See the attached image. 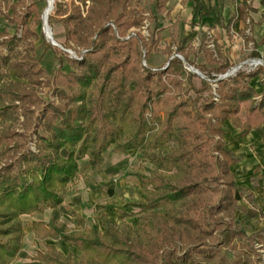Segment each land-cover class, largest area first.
Here are the masks:
<instances>
[{
  "label": "trees",
  "instance_id": "16d2710c",
  "mask_svg": "<svg viewBox=\"0 0 264 264\" xmlns=\"http://www.w3.org/2000/svg\"><path fill=\"white\" fill-rule=\"evenodd\" d=\"M41 1L0 0V17L21 29L19 35L0 32V128H4L0 134L4 145L0 150V264H12L23 253L21 217L45 209L62 210L64 191L78 177L96 194L94 225L88 227L72 209L64 210L71 228L61 223L50 228L33 221L35 238L51 239L54 244H47L24 264H186L177 242L186 247L212 246L207 264H255L252 244L264 246V240L260 234L248 235L249 228L233 220V215L240 209L245 221L255 217L264 221V213L238 204L242 199L254 204V194L237 186L230 167L239 158L221 137L227 118L241 109L247 118L245 132L254 129L262 134L264 76L260 94L249 81L259 77L263 67L218 79L216 88L205 80L195 87L196 75L191 72L182 79L174 69L183 67L177 58L163 69L142 68L135 43L116 37L110 25L94 27L83 16L87 0H77L61 18L63 47L81 49L75 59L35 31ZM189 1L193 24L209 17L221 22L222 7L206 0ZM251 1L237 3L228 26L255 11ZM259 2L264 6V0ZM54 6L56 15H64L61 3ZM38 38L43 53L51 51L57 57L58 68L47 78L35 56L33 41ZM59 54L69 72L62 70L64 60ZM226 70L227 65L215 68L217 73ZM43 87L52 100L39 96ZM15 121H20L21 131L12 129ZM33 137L37 152L27 148ZM110 147L139 152L151 165L137 174L142 199L133 204H125L116 192L112 181L116 168L103 167V155ZM84 158L86 165L80 169L78 162ZM90 173L103 184H93ZM106 204L137 209L134 236L103 212ZM234 240L244 244L233 261L217 256L214 248L235 249ZM61 243L75 252L64 254L58 250Z\"/></svg>",
  "mask_w": 264,
  "mask_h": 264
},
{
  "label": "rangeland",
  "instance_id": "374dc122",
  "mask_svg": "<svg viewBox=\"0 0 264 264\" xmlns=\"http://www.w3.org/2000/svg\"><path fill=\"white\" fill-rule=\"evenodd\" d=\"M206 1L209 4L222 7V20L220 23L217 24L213 17H209L199 24H193L191 22V4L189 0H87L86 4L83 5V16L94 27L110 25L116 37L129 39V41L135 43L143 59L142 68L163 69L171 58H177L176 56L182 57L183 60L177 59L182 61L183 67L177 66L174 69L181 74V78L184 80L186 79L187 72H190L188 70L190 66L200 72L203 77L193 73L196 75L192 79L195 87H199L201 80H205L210 82L213 88H216V81L228 70L236 66H239V68L232 77L241 71L246 73L252 72L259 66H262L264 69V63H252L255 60L264 61V6L260 4V0H252L251 6L255 11L249 12L246 19L238 22L233 27L228 26L227 22L235 10L237 3L241 0ZM9 2L13 4L16 0H9ZM55 2L61 3L62 10L65 12L64 15H56ZM74 4H78L77 0H53V9L48 16V26L50 27L52 37L61 46L65 42L61 18L69 13L70 8ZM45 6L46 0L39 2L40 24L35 27V31L39 35L42 34L46 40L42 30L41 18L46 8ZM3 11L11 14V10H7L5 7ZM32 19L33 17L31 16L28 20L30 25H32ZM17 29H19V26H17L16 22L0 17V32H4L8 36L16 32L19 35L21 29L19 31ZM41 42V38L33 41L36 47L35 56L39 58V67L45 73L44 78H47L58 68V63L54 53L51 51L43 53V47L40 46ZM20 49H23V47L21 46ZM68 50L74 53V55L62 51L75 59L79 58L80 48L74 46L73 49ZM59 58L64 60L61 54H59ZM223 65H227V70L224 73H217L215 68ZM61 68L64 72L70 71V67L65 60ZM209 76L214 79H210ZM262 76H264V71L259 77L249 81L258 94L263 90ZM185 86L188 88L187 83ZM47 91V87L41 88L39 96L45 100H52ZM190 94L193 93L190 92ZM257 99H260V96ZM54 100L57 104V99ZM246 119L244 109H241L235 117L227 118L223 129L224 132L226 130L232 131L228 135L229 142L233 141L237 144H243V142L248 140L246 137L244 138ZM19 122H14L12 125L13 130L21 131ZM262 127L264 128V124ZM3 131L4 128H0V134H3ZM3 147L4 145H0V150ZM27 148L30 151L37 152L34 137L29 141ZM241 148L242 152H258L254 145L245 144ZM261 152H264V150ZM103 156L104 168H116L112 181L115 184L116 192L124 198L125 204H133L141 200L137 174L150 168V163L145 161L139 152H117L113 147H110ZM86 161L87 158H84L78 162L80 169L86 165ZM253 173H255V170ZM90 179L93 184H103L102 179L94 173H90ZM238 182L241 185L245 184L244 181ZM251 182L253 187H257L258 184H262L263 186L264 171L262 174L251 179ZM240 188L252 190L250 188ZM95 196V192L84 183L81 177H78L64 191L62 210L53 211L45 209L41 214L23 215L21 217L25 230V236L22 240L23 253L12 264L30 262L38 251L45 250L47 244H54V241L51 239L41 241L35 238L31 230V223L33 221H42L50 228L55 223H61L66 228H71L72 224L64 210L72 209L85 219L88 227H92L94 225V218L96 217V214L93 212L96 202ZM238 204L243 208L254 206L256 209L261 210L256 204H252L244 199L240 200ZM104 206L103 212L111 220L115 221L124 233L129 231L130 235L134 236L133 230L137 219V209L131 205L122 204H106ZM120 213H125L126 216L121 217ZM233 220L237 221L240 225L247 226L249 228L248 235L260 234L264 240V221L259 219V217L245 221L244 213L238 209L234 212ZM243 241L234 240L235 249L220 247L214 248V251L217 253V256L227 257L231 262L237 254V249L243 246ZM177 245L179 256L186 255V264H207L209 251L213 249L209 244L186 247L181 242H177ZM252 245V261L255 264H264L263 244L254 242ZM58 250L64 254L75 252L74 248L65 243L59 244Z\"/></svg>",
  "mask_w": 264,
  "mask_h": 264
},
{
  "label": "crops",
  "instance_id": "0c3cea01",
  "mask_svg": "<svg viewBox=\"0 0 264 264\" xmlns=\"http://www.w3.org/2000/svg\"><path fill=\"white\" fill-rule=\"evenodd\" d=\"M262 131V134L258 133L254 129H250L246 132L244 131V138L246 137L248 140L243 142V144H237L233 141H228V135L231 134L232 131L226 130V132L222 135V140L226 148L232 151L234 156L239 158V161L230 167L237 186L252 189L251 191L254 194L255 200L254 204H256L264 213V185L262 186V184H258L259 187H253L251 182V179L257 177V175L262 174L264 171V152H261L262 150H264L263 127ZM245 144H249L250 146L254 145L258 152H242L241 147H243ZM254 170L255 173H253ZM238 181H244L245 184H238Z\"/></svg>",
  "mask_w": 264,
  "mask_h": 264
},
{
  "label": "water",
  "instance_id": "95a60500",
  "mask_svg": "<svg viewBox=\"0 0 264 264\" xmlns=\"http://www.w3.org/2000/svg\"><path fill=\"white\" fill-rule=\"evenodd\" d=\"M41 18H42V30H43V34H44L46 40H47L52 46H54V47H58L59 49L65 51V52H67V53H70L71 55H74V53H72L70 50L64 48L63 46H61L60 44H58V43L53 39V37H52V33H51V30H50V27L48 26V18H47V17H44V13H42ZM176 57L179 58V59H181V60H183L182 57H180V56H176ZM171 59H172V58H171ZM171 59H170V60H171ZM256 61H258V62L261 61L262 63H264L263 60H256ZM238 68H239V66H238V67L236 66V67H234V68L228 70V71H227L225 74H223V75L221 76V78H219V79H226V78H228V77L234 75V73L237 71ZM188 70H189L190 72H192V73H195V74H197V75L202 76L200 72H198L197 70H195V69H194L193 67H191V66L188 68ZM202 77H203V76H202Z\"/></svg>",
  "mask_w": 264,
  "mask_h": 264
},
{
  "label": "bare ground",
  "instance_id": "6f19581e",
  "mask_svg": "<svg viewBox=\"0 0 264 264\" xmlns=\"http://www.w3.org/2000/svg\"><path fill=\"white\" fill-rule=\"evenodd\" d=\"M52 9H53V0H46V8H45V10L43 11V13H44V17H47L48 18V14L52 11ZM259 63V62H261V61H253L252 63Z\"/></svg>",
  "mask_w": 264,
  "mask_h": 264
},
{
  "label": "built area",
  "instance_id": "2783aa9c",
  "mask_svg": "<svg viewBox=\"0 0 264 264\" xmlns=\"http://www.w3.org/2000/svg\"><path fill=\"white\" fill-rule=\"evenodd\" d=\"M77 58V57H76ZM215 96H214V99L217 101L218 100V98H217V95L216 94H214Z\"/></svg>",
  "mask_w": 264,
  "mask_h": 264
}]
</instances>
